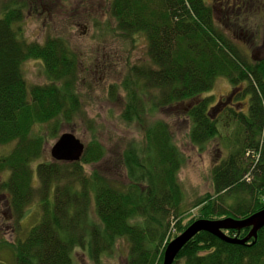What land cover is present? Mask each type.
<instances>
[{"label":"trees","instance_id":"16d2710c","mask_svg":"<svg viewBox=\"0 0 264 264\" xmlns=\"http://www.w3.org/2000/svg\"><path fill=\"white\" fill-rule=\"evenodd\" d=\"M109 12L122 36L144 37L147 54L123 79L121 117L138 123L144 141L133 137L123 150L128 181L122 184L87 171L106 152L97 137L78 161L42 159L46 139L58 137L61 123L86 118L80 58L61 36L28 41L22 6L13 0L0 6V145L13 143L0 155V173L8 172L0 189L17 218L35 197L40 207L39 220L11 244L16 264H81L80 254L103 264L120 240L128 244L125 264H162L172 223L180 233L197 219L244 218L264 207V59L249 62L219 27L209 0H110ZM30 60L42 65L43 83L28 82L23 65ZM218 77H226L231 90L216 100ZM161 111L184 116L186 137L200 149L220 135L221 121L235 124V136L224 139L231 142L228 156L212 169L214 194L186 210L179 172L187 156L171 124L157 116ZM223 197L234 203L223 206ZM196 207L197 217L184 223ZM248 231L225 230L238 237ZM178 260L264 264V226L247 244L198 232L174 264Z\"/></svg>","mask_w":264,"mask_h":264},{"label":"rangeland","instance_id":"374dc122","mask_svg":"<svg viewBox=\"0 0 264 264\" xmlns=\"http://www.w3.org/2000/svg\"><path fill=\"white\" fill-rule=\"evenodd\" d=\"M9 1L0 0V6ZM13 1L22 6L23 20L20 26L23 36L28 41L43 43L50 36H61L69 41L80 58V91L84 99L83 108L86 118L70 124L61 123L58 137L63 132H73L85 145L97 137L104 145L106 152L98 163L87 165V171L95 169L119 184L127 182L126 168L122 164L123 150L133 137L142 141L144 137L143 130L137 122L127 123L121 117L125 99L123 79L131 65L142 63L147 58L144 37L138 35L134 41H131L122 36L121 32L113 29L115 23L109 12L110 0ZM257 15L259 14L254 12L250 15L252 21L247 22L248 26L244 20L241 24V27L245 25L244 29L249 33L257 32L253 37L254 44L251 46L244 43L245 37L242 33L239 32L236 35L231 32L232 29L227 30L221 20L218 21L219 27L233 37L240 51L248 55L251 63L264 59V18L259 20ZM252 51H257L256 57H252ZM23 69L29 83L44 82L43 68L39 61H27ZM112 88L116 94L111 93ZM230 90L231 84L228 79L218 77L213 91L216 100L221 94ZM168 112L170 111L167 113L161 111L157 116L171 124L177 135V142L187 156V162L179 172L185 194L184 210H186L198 197L206 193L214 194L212 169L229 154L231 142L225 144L224 139L234 137L237 132L233 122H231L232 126H226L225 122L221 121L220 135L200 149L192 145L186 137L188 128H185L186 123H183L186 121L184 116L170 115ZM58 137L49 136L46 139L42 155L44 161H54L51 147ZM12 147L13 143L0 145V155L8 152ZM251 155L254 154L251 152ZM7 176L8 172L0 173V184ZM246 176H250L249 173ZM36 178L34 184L39 186ZM221 203L227 206L233 204L234 200L223 197ZM24 209L25 215L17 218L9 205L8 193L0 189V264H16L11 244L19 237H24L40 218L37 197ZM198 211L199 207L186 211L187 213L183 215L184 223L197 217ZM167 233L168 238L174 239L181 232L177 233L172 223ZM127 256L128 244L120 240L113 253L103 258V264H125ZM78 261L81 264H89L86 256L81 254L78 255ZM177 262L179 264L181 261Z\"/></svg>","mask_w":264,"mask_h":264},{"label":"water","instance_id":"95a60500","mask_svg":"<svg viewBox=\"0 0 264 264\" xmlns=\"http://www.w3.org/2000/svg\"><path fill=\"white\" fill-rule=\"evenodd\" d=\"M85 147V143L75 133L63 132L51 147V155L55 160L78 161ZM263 226L264 207L245 218L228 216L220 219H197L167 244L162 264H174L183 246L198 232L206 231L231 243L247 244L251 238H257L258 231ZM245 227L249 228V231L244 237H234L225 232V230H241Z\"/></svg>","mask_w":264,"mask_h":264},{"label":"flooded vegetation","instance_id":"af4514ba","mask_svg":"<svg viewBox=\"0 0 264 264\" xmlns=\"http://www.w3.org/2000/svg\"><path fill=\"white\" fill-rule=\"evenodd\" d=\"M213 9L215 10L216 18L221 20L227 26V30L232 33H242L244 38V43L248 46L254 44L253 37L257 34V32L249 33L246 29L236 28L241 26L243 20L245 24L248 26L247 22L252 21L250 15L252 13H258L257 17L260 20L264 18V0H210ZM254 7V8H253ZM238 14L239 16H234ZM237 17V19L235 18ZM235 18V19H234ZM252 26V24H250ZM236 27V28H235ZM239 28V27H238ZM244 44V45H245ZM245 45V46H246ZM252 57H256L257 51H252Z\"/></svg>","mask_w":264,"mask_h":264}]
</instances>
